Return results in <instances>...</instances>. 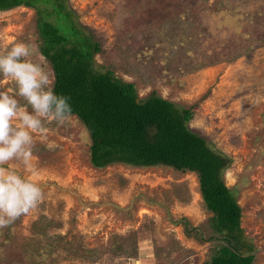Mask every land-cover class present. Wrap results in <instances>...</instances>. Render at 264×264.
Returning a JSON list of instances; mask_svg holds the SVG:
<instances>
[{
	"label": "rangeland",
	"instance_id": "obj_1",
	"mask_svg": "<svg viewBox=\"0 0 264 264\" xmlns=\"http://www.w3.org/2000/svg\"><path fill=\"white\" fill-rule=\"evenodd\" d=\"M66 6L99 42L97 69L133 82L138 96L155 90L191 106L188 125L232 158L223 179L241 208L251 264H264V0H66ZM189 13L194 28L183 21L175 33L161 30L174 15L182 20ZM36 17L30 7L0 11V52L25 42L52 72L38 50ZM0 86L32 111L14 81L0 75ZM42 124L46 131L33 134L31 145L36 172L20 160L4 165L37 182L45 196L0 229V264H203L210 256L209 242L186 237L170 220L184 217L203 236L211 233L192 172L94 167L88 131L75 115Z\"/></svg>",
	"mask_w": 264,
	"mask_h": 264
},
{
	"label": "trees",
	"instance_id": "obj_2",
	"mask_svg": "<svg viewBox=\"0 0 264 264\" xmlns=\"http://www.w3.org/2000/svg\"><path fill=\"white\" fill-rule=\"evenodd\" d=\"M17 6L35 11L39 53L51 66L55 93L70 97L73 115L88 131L90 163L98 168L111 163L165 165L192 172L202 205L211 213V233L203 236L184 217L170 218L171 223L180 224L186 237L210 243L212 253L203 264H251L254 255L240 228L241 208L223 179L232 158L188 125L192 107L177 105L155 90L138 96L133 82L110 68L97 69L93 56L100 51L99 42L76 21L66 0H0V11ZM171 21L170 28L161 25V30L175 33L183 21L188 29L195 25L190 13Z\"/></svg>",
	"mask_w": 264,
	"mask_h": 264
},
{
	"label": "clouds",
	"instance_id": "obj_3",
	"mask_svg": "<svg viewBox=\"0 0 264 264\" xmlns=\"http://www.w3.org/2000/svg\"><path fill=\"white\" fill-rule=\"evenodd\" d=\"M34 56L33 47L25 42L0 52V75L4 81H14L18 95L32 108L29 112L7 90H0V229L37 209L45 196L37 182L4 165L20 160L25 171L34 174L31 145L33 134L46 131L42 118L63 123L66 116L71 120L73 115L70 97L55 93L52 72L46 71L44 61L34 60Z\"/></svg>",
	"mask_w": 264,
	"mask_h": 264
}]
</instances>
